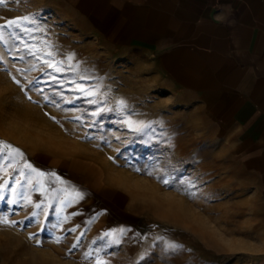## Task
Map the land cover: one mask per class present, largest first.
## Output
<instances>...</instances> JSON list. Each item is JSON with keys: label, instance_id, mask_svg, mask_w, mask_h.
<instances>
[{"label": "rangeland", "instance_id": "obj_1", "mask_svg": "<svg viewBox=\"0 0 264 264\" xmlns=\"http://www.w3.org/2000/svg\"><path fill=\"white\" fill-rule=\"evenodd\" d=\"M79 9L0 0V134L26 155L0 154V264H264V196L216 127ZM173 176L197 179L194 196Z\"/></svg>", "mask_w": 264, "mask_h": 264}, {"label": "crops", "instance_id": "obj_2", "mask_svg": "<svg viewBox=\"0 0 264 264\" xmlns=\"http://www.w3.org/2000/svg\"><path fill=\"white\" fill-rule=\"evenodd\" d=\"M79 11L95 36L150 56L264 196V0H80ZM20 152L8 167L26 161Z\"/></svg>", "mask_w": 264, "mask_h": 264}, {"label": "snow or ice", "instance_id": "obj_3", "mask_svg": "<svg viewBox=\"0 0 264 264\" xmlns=\"http://www.w3.org/2000/svg\"><path fill=\"white\" fill-rule=\"evenodd\" d=\"M23 19L27 20L28 17H24ZM12 24H18V21H10L9 25H12ZM0 40H3L2 35H0ZM17 83H19V81H17ZM89 102L92 103L94 101H89ZM121 104H123V101H121ZM96 114L97 113H93V115H96ZM5 152L7 153V156H5L4 159H8L9 157H15V156H21L22 157V155H23L19 149L14 148L12 145L7 144L5 142H0V154L5 153ZM24 166L28 169H31L33 172H36V169H34L31 164L25 163ZM174 171H175V169H173V172ZM37 175L43 176L44 173L37 172ZM51 175H55V173H51ZM161 182L164 183L165 185H169L171 183L172 186H175V184L178 183L184 187V190L187 192V194L190 197H193L194 193L192 191H190V189L194 188L196 186L197 179L194 178V179L185 180L182 177L177 178V177L173 176L171 181H170V179L164 178V179H162ZM76 195L78 197L82 198L80 193H76ZM0 200H3V196H0ZM11 203H15V200L11 201ZM36 207L39 208L40 205H36ZM36 215H37L36 212L32 213V216H36ZM0 222L5 223V224L9 223V221L7 220L6 217H4L2 220H0ZM12 223L14 224L16 222L13 221ZM30 238H32V237L30 236ZM156 239L161 242L159 246H160L161 251L164 253L165 256H173L174 257V256H178L182 252H190V250L186 249L183 245H181L177 242H174V241H166L164 239V237H157ZM57 242H59V239L57 240ZM73 247H75V245H73Z\"/></svg>", "mask_w": 264, "mask_h": 264}, {"label": "built area", "instance_id": "obj_4", "mask_svg": "<svg viewBox=\"0 0 264 264\" xmlns=\"http://www.w3.org/2000/svg\"><path fill=\"white\" fill-rule=\"evenodd\" d=\"M0 142H3V137L1 134H0Z\"/></svg>", "mask_w": 264, "mask_h": 264}]
</instances>
